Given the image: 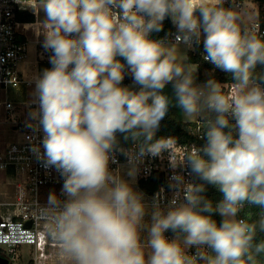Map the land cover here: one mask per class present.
I'll use <instances>...</instances> for the list:
<instances>
[{
  "label": "clouds",
  "instance_id": "9594fccd",
  "mask_svg": "<svg viewBox=\"0 0 264 264\" xmlns=\"http://www.w3.org/2000/svg\"><path fill=\"white\" fill-rule=\"evenodd\" d=\"M16 2L44 13L34 28L51 53V67L32 77L36 107L27 127L42 133L30 151L63 179L60 196L33 201L59 264H264V38L242 30L224 0ZM166 18L176 44L151 38ZM201 42L203 59L230 74L233 96L215 79L195 83L178 45ZM126 74L138 90L122 85ZM169 83L174 106L201 122L205 140L182 161L169 148L173 138H156L173 106L163 93ZM119 136L134 147L123 148ZM165 151L173 169L185 166L201 182L174 174L167 206L157 194L149 207L133 187L138 166ZM117 152L129 179L110 168ZM206 185L222 199H208Z\"/></svg>",
  "mask_w": 264,
  "mask_h": 264
},
{
  "label": "built area",
  "instance_id": "2783aa9c",
  "mask_svg": "<svg viewBox=\"0 0 264 264\" xmlns=\"http://www.w3.org/2000/svg\"><path fill=\"white\" fill-rule=\"evenodd\" d=\"M24 2L37 5L34 0H24ZM220 2L221 0L218 4ZM230 4L239 5V0H224L223 6ZM19 12H29L38 18L32 8L22 7L16 0H0V187L9 188L12 199L10 204L8 203L6 213L0 216V256L12 263L20 259L22 251L27 248L28 255L32 257L31 261L34 264H42L53 251H56V247L46 237L44 227L36 216L33 201L37 199L41 204L46 203L50 192L60 196L63 179L54 168L43 167L30 151L32 144L39 143L42 139V133L34 132L27 127L29 112L36 107L33 103L35 84L32 77L42 71L34 72L33 69H29V72H25L22 69V65L29 57V41L24 31L31 28L19 20ZM246 30H254L264 38V9L258 20ZM176 35L177 30L166 41L176 43ZM41 36H37L36 40V62L49 64L51 53L43 49ZM195 46L196 44H193L191 49L194 50ZM205 54V52L202 54V58ZM221 84L227 96L231 97L235 94L234 85ZM11 94L16 98L10 99ZM195 122L193 133L197 138L196 141L191 143L168 141L175 159L182 161L185 153L193 146H202L204 139L200 138L199 133L202 124L199 120ZM122 147L128 149L134 146ZM115 156L117 163L110 164V168L128 167L127 159L123 154L117 152ZM138 167V180L151 181L156 186L155 191L148 195L150 206L157 194L160 196V206L162 208L167 206L174 195V189L169 186L170 178L174 174L183 175L186 182L195 181V177L189 174V168L177 166L173 169L168 151L157 157L145 156ZM25 191L27 195H22ZM191 251L195 252V249Z\"/></svg>",
  "mask_w": 264,
  "mask_h": 264
},
{
  "label": "trees",
  "instance_id": "16d2710c",
  "mask_svg": "<svg viewBox=\"0 0 264 264\" xmlns=\"http://www.w3.org/2000/svg\"><path fill=\"white\" fill-rule=\"evenodd\" d=\"M256 2L259 4L260 11L259 16L263 14L264 9V0H256ZM18 18L20 21L24 23H35L36 17L29 13V12H19ZM176 27L173 25L170 18H166L163 22V30L156 33L151 34L152 39H163L166 41V39L174 32L176 31ZM204 53L203 49V43H200L199 45L195 46L194 50H191L188 54V61L194 65L197 66L198 72H199V80L200 82L204 83L209 79H215L219 83H231V76L228 73H225L221 71L220 69L215 68L211 63L206 62L202 58V54ZM259 70V69H258ZM127 73V69H126ZM122 85H130L134 87L136 90H138V86L133 84V80L130 74H126L125 78L122 82ZM196 122L190 121V122H184L182 120L175 119L170 115V113H167V115L164 117L163 120L160 122V126L158 131L156 132V138H173V140H177L182 143H191L192 141H196L197 138L193 133V130L195 129ZM120 140L121 146H127L132 147L134 146L131 141H125L123 139V136L118 137ZM205 143V140L201 143L202 145ZM196 183H200L198 179L195 178ZM139 187L141 191L146 194L150 195L152 194L156 186L153 182H145V181H139ZM204 195L210 199L214 204L222 199V194L212 185H206V192ZM243 215V213H241ZM213 219L217 221L219 224L221 221V217L219 214H215L213 216ZM165 235L168 238L174 237L176 234L172 231H167ZM30 264H33L32 261H30Z\"/></svg>",
  "mask_w": 264,
  "mask_h": 264
},
{
  "label": "rangeland",
  "instance_id": "374dc122",
  "mask_svg": "<svg viewBox=\"0 0 264 264\" xmlns=\"http://www.w3.org/2000/svg\"><path fill=\"white\" fill-rule=\"evenodd\" d=\"M34 1L37 4V0H34ZM239 2H241V7L235 6L233 4H230L227 6L230 7L234 12H236L238 14V17H239L238 23L240 24L242 30H246L258 20L260 7H259V4L256 2V0H239ZM43 18H44V13L41 11L38 15V18H36V20H42ZM34 32H35L34 29L32 31H31V29L24 31L25 36H26L27 40L29 41V44H28L29 59H28V61H30V64L27 66L26 71H28L29 68L33 67V62L37 58V54H36V50H35L36 44L34 42V40H35ZM43 39H44V37L41 38V40H43ZM165 42L170 44V45L176 44V43L171 42V41H165ZM178 47H179L181 54L186 55V57H187L186 62L189 64H192L188 61V55H189L188 53L192 49L187 47L185 44H179ZM181 59H183V57H181ZM43 68H45V66H43ZM192 68H193V70L196 69L195 73H194L195 83L197 85H202V84L206 83V82H204V83L200 82L199 77H198L199 72H198L197 66L192 64ZM123 86H130V85H123ZM163 93L166 94L167 96H169L173 100V106H170L169 111H168V113H170V115L172 117H174L175 119H178V120H183V121H196L197 120L196 118H192L190 120H185L181 109L174 106L175 105V94H174V89H173V86L171 83L166 85V87L163 90ZM9 98L15 99L16 96L14 94H11L9 96ZM3 137H4L3 133H1V138H3ZM133 187L138 192L143 193L134 184H133ZM7 192H8V195H6ZM10 195H11V190L9 188H6L4 186L0 187V216L4 215L6 213L8 207H9L8 203L10 204V202L12 200V199H10ZM143 195H144L145 202H147L148 198H147L146 194L143 193ZM148 206L151 207L150 205H148ZM169 239H171V238H169ZM22 252L23 253L21 254V258L12 262L11 264H30L32 257L30 255H28L27 248H24V251H22ZM42 264H59L57 252L53 251L51 256L48 259H46L45 261H43Z\"/></svg>",
  "mask_w": 264,
  "mask_h": 264
},
{
  "label": "crops",
  "instance_id": "0c3cea01",
  "mask_svg": "<svg viewBox=\"0 0 264 264\" xmlns=\"http://www.w3.org/2000/svg\"><path fill=\"white\" fill-rule=\"evenodd\" d=\"M209 2L210 3H214V4H218L219 3V0H209ZM233 5H235V6H238V7H241V2H239V5H237V4H233ZM228 7V6H227ZM38 22V20L35 22V23H26L27 25H31V31L34 29V31H35V28L33 27L34 25H36V23ZM34 35H35V40H34V42H35V44H36V40H37V35H36V31L34 32ZM43 37V35L40 37V39ZM35 50H37V44H36V46H35ZM28 59H29V57H28ZM30 64V61H28L27 60V62L24 64V65H22V69H24L25 70V72H29V70L28 71H26V69H27V66ZM43 66H45V68H50L51 67V65L50 64H41V63H37L36 62V59H35V61L33 62V67L32 68H29V69H33V71L35 72V71H37L38 72V70H43V69H45V68H43ZM198 120V119H197ZM183 121V120H182ZM184 122H190V121H184ZM195 122V121H194ZM127 166H124V167H122L121 168V174L122 175H124V178L125 179H129L127 176H126V172H127ZM134 185L135 186H137L139 189H140V187H139V180H138V178L136 177V180H135V183H134ZM140 191H141V189H140ZM147 196V198H148V195H146ZM145 203H147V205H149L148 204V201L147 202H145ZM145 221H150V214L149 215H146V217H145ZM147 237V232L145 231V232H143L142 233V238H146ZM173 238H175V236L174 237H171V239H173Z\"/></svg>",
  "mask_w": 264,
  "mask_h": 264
},
{
  "label": "water",
  "instance_id": "95a60500",
  "mask_svg": "<svg viewBox=\"0 0 264 264\" xmlns=\"http://www.w3.org/2000/svg\"><path fill=\"white\" fill-rule=\"evenodd\" d=\"M28 225H30V223ZM0 264H11V263L8 259L0 256Z\"/></svg>",
  "mask_w": 264,
  "mask_h": 264
},
{
  "label": "bare ground",
  "instance_id": "6f19581e",
  "mask_svg": "<svg viewBox=\"0 0 264 264\" xmlns=\"http://www.w3.org/2000/svg\"><path fill=\"white\" fill-rule=\"evenodd\" d=\"M28 28H31V25H29Z\"/></svg>",
  "mask_w": 264,
  "mask_h": 264
}]
</instances>
